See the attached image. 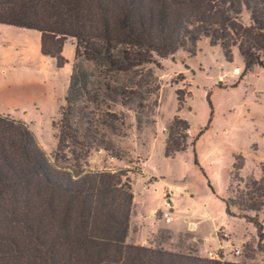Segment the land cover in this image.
Wrapping results in <instances>:
<instances>
[{
    "label": "trees",
    "instance_id": "obj_1",
    "mask_svg": "<svg viewBox=\"0 0 264 264\" xmlns=\"http://www.w3.org/2000/svg\"><path fill=\"white\" fill-rule=\"evenodd\" d=\"M0 24L39 31L41 53L57 67L67 62L63 49L74 38L76 59L100 68L93 83L78 66L71 75L53 157L27 121L0 112V264H245L128 242L135 197L129 170L88 169L81 162L93 149L121 158L107 133L119 131L112 106L133 105L141 89L139 81L127 85L120 76L154 63L155 55L169 56L207 37L228 60L234 47L240 51L244 69L234 87L255 65L264 68V0H0ZM184 98L178 91L180 103ZM92 105L106 109L97 117ZM190 129L187 119L174 117L166 157L188 149ZM194 162L216 194L196 152ZM244 165L236 156L229 192L243 180ZM245 187L223 201L230 216L255 225L264 249V225L248 215L264 206V176Z\"/></svg>",
    "mask_w": 264,
    "mask_h": 264
},
{
    "label": "rangeland",
    "instance_id": "obj_2",
    "mask_svg": "<svg viewBox=\"0 0 264 264\" xmlns=\"http://www.w3.org/2000/svg\"><path fill=\"white\" fill-rule=\"evenodd\" d=\"M243 20L250 22L249 12H244ZM33 33L37 32L0 24V86L9 90L6 94L0 93V108L27 121L43 148L53 157L70 79L68 82L63 74L59 76L42 67L34 52L36 37ZM72 41H75V45L69 46L70 50L75 49L72 74L78 66L87 72L92 83L96 82L100 68L83 58L76 59V40ZM243 69V57L237 47L233 48L232 60H228L221 45L203 37L195 47L182 48L166 57L155 55L154 63L120 76V81L127 85L139 81L141 89L133 105L112 106V112L121 118L119 131L113 133L109 129L107 133L121 158L104 149H93L89 158L81 163L88 169L129 170L135 191L133 184L137 187L144 162L151 155L149 166L157 175L190 193V196L176 197L178 203L172 209L166 205L161 191L151 187L148 206L171 210L174 217L178 215L174 224L182 223L177 229L165 223L158 234L150 237L156 246L208 257L206 250L214 246L206 245L200 233L204 231L212 237L216 223L218 228L228 229L241 249L240 254L228 252L227 261L264 264V249L259 245L255 225L246 218L230 216L223 201L229 196L236 199L237 194L246 189V182L264 176V68L255 65L239 86L234 87ZM178 91L185 97L182 103L178 100ZM210 102L214 107L213 116ZM12 107L23 112H15ZM91 109L99 117L106 106L102 105L100 110L92 105ZM176 115L189 121L191 136L188 149L171 158L165 156L164 150L167 127ZM207 125L206 132L193 145ZM195 152L216 194L195 164ZM64 153L72 157L68 151ZM236 156L243 157L245 162L240 172L243 180L234 181L229 192ZM166 195L168 199L169 192ZM233 210L239 212L236 207ZM209 214L213 218H207ZM248 215L264 225V206L258 212L248 211ZM157 216L162 218L163 211L158 210ZM186 217L194 218L192 221L202 220L201 230H195L193 224L189 227L184 222Z\"/></svg>",
    "mask_w": 264,
    "mask_h": 264
},
{
    "label": "crops",
    "instance_id": "obj_3",
    "mask_svg": "<svg viewBox=\"0 0 264 264\" xmlns=\"http://www.w3.org/2000/svg\"><path fill=\"white\" fill-rule=\"evenodd\" d=\"M22 29H26V28H22ZM26 30L37 32V33L32 34L34 37H36L34 52L39 56V63L42 65V67H45L48 71H51L56 75L60 76L63 74L65 77L68 78V82H69V79L73 71V61L75 58V49L74 51H72L69 49V46L75 45L74 44L75 41H72V39L74 40V38H69L66 41L64 49H63V55L67 58V62L65 63L64 66L57 67L56 60L54 58L45 56L41 53V33L33 29H26ZM8 92L9 90L6 87L0 86V93L6 94ZM7 109H11V108H7ZM12 109L15 112H23L22 110H20V108H17V107H12ZM0 112L8 113V112H4V110H2L1 108H0ZM150 157L151 155H148L147 159L144 162L143 174L139 177L137 181V184H138L137 187H136V184H133L135 188L134 207H133L132 218H131V227H130L127 240L128 242L133 243V244L156 246V242L151 240L150 237H152L155 234H158L160 228L164 226L165 223L169 224L170 227H173L176 229L182 226V223L174 224L178 215H176L175 217L173 215L172 220L170 222H167L164 216L162 218H159L157 216L158 210H161L163 212L167 210L161 207L148 206L147 199L149 198L150 193L152 192L151 187L154 186L155 191H161L162 195L164 196L166 205H167V202L169 201L172 205L171 206L172 209H174V207L178 203L176 197L183 198L184 194L190 196V193L178 185L166 182L162 176L157 175L153 171V169H151V167L149 166ZM151 178H153V181L150 180ZM145 182H148L146 188L143 187ZM161 183L163 184L162 187L160 185ZM169 191L174 192L172 199L170 197L166 199L167 198L166 193ZM135 210L137 211L136 213H135ZM207 218H213V217L212 215L209 214ZM192 219L194 218L186 217L184 219V222L188 223L189 227L190 225L193 224L195 230L200 229V222L202 220L197 219V221H192ZM214 224H215V228H214V233L213 232L211 233L212 237L207 236L204 233V231H201L200 233V236L203 238L206 245L210 243L212 246H214L209 249H213V248L215 249L218 246V238L217 236L214 237L213 235H216L215 231L219 226L216 223ZM213 240L215 241L214 243H212Z\"/></svg>",
    "mask_w": 264,
    "mask_h": 264
},
{
    "label": "built area",
    "instance_id": "obj_4",
    "mask_svg": "<svg viewBox=\"0 0 264 264\" xmlns=\"http://www.w3.org/2000/svg\"><path fill=\"white\" fill-rule=\"evenodd\" d=\"M147 187V184L145 185ZM170 198L172 199L174 192L169 191ZM170 208L171 204L167 202ZM163 215L167 222L172 220L173 214L171 210H167L163 212ZM216 236L218 238V246L216 249H207V256L212 259H220L226 260L228 252H232L234 254H240L241 249L237 243H234L232 235L226 228L221 227L216 229Z\"/></svg>",
    "mask_w": 264,
    "mask_h": 264
}]
</instances>
